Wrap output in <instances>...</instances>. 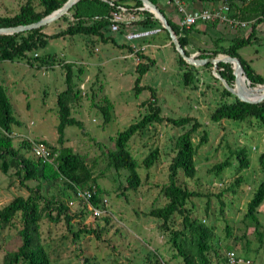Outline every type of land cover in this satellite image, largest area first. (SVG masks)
Listing matches in <instances>:
<instances>
[{
    "label": "rangeland",
    "instance_id": "obj_1",
    "mask_svg": "<svg viewBox=\"0 0 264 264\" xmlns=\"http://www.w3.org/2000/svg\"><path fill=\"white\" fill-rule=\"evenodd\" d=\"M25 1L0 0V15H12ZM166 1L157 0V6L162 10L175 11ZM190 1L181 0L185 4ZM36 3L33 1L34 5ZM89 5V2H80L79 11L90 12L92 8ZM200 5L208 4L201 1ZM175 14L178 16L176 11ZM60 24L57 21L42 26L43 31L50 34ZM214 25L228 30L234 38L247 35L250 29H230L217 22ZM199 29L205 33L192 31L189 38V42L194 40V49L211 50L218 45L229 44L223 41L218 44L215 39L221 37L220 34L206 23L200 24ZM111 34L118 36L117 32ZM165 38V32H161L149 40L151 44L159 46L150 47L145 44L142 53L152 59L153 63L140 78L138 86L141 88L137 91L133 89L136 79L134 59L125 56L127 53L124 48L115 47L109 42L92 41L93 38L88 36L49 38L43 48L34 52L37 56L54 55L52 66L39 67L33 60L29 65L23 59L0 61V85L8 97L12 116L16 121L11 125L14 147H18L22 140L28 144L29 141L42 140L54 148L56 153L64 152L65 148L78 154L91 166L99 189L98 197L106 200L102 215L98 218H91L86 212L79 215L80 204H68L67 212L74 215L69 226H66L62 216L56 222L41 217L35 240L46 251L49 264H182L181 258L168 242L169 231H161L159 222L149 217L147 212L165 202L161 187L167 182V164L172 155V143L188 126L175 128L163 120L161 123L148 125L131 137L127 148L136 163L140 164L153 148L159 152L156 162L148 170L137 167L136 172L141 182L136 190L124 189L126 172L116 173L106 165L104 157L107 151L113 149L115 134L137 121L151 98L163 118L191 117L199 123L192 135L194 144H197L202 133L206 135V142L195 152L194 177L190 180L184 178L183 181L179 175L177 183L198 194L186 207L191 211V217L211 229L209 264H217L218 259L213 256V252L221 257L227 248L249 260L251 264H264V198L255 212L260 241L253 233L252 224L242 220L246 202L264 179V171L257 164L258 156L264 151L262 129L254 119L211 122L209 114L215 104L227 100L220 94L222 85L212 78L211 67L204 68L205 65H200L193 66L196 71L193 73L192 85L185 87L177 67L176 55L169 46V40ZM115 42L122 44L126 41L124 38H116ZM237 53L264 79L262 22L255 27L254 38L250 43L238 49ZM199 54L200 52L195 53V57ZM63 64L71 69L69 85L72 90L82 87L77 98L68 99L70 114L81 127H65L60 146L56 142L55 99L66 86ZM149 89L153 91L151 98ZM106 105H109V117L104 122L98 107ZM236 149H244L248 160L247 168L239 170L237 174L236 161L232 158L230 165L220 173L211 171L214 164L222 161L229 151ZM20 152L31 157L30 149H21ZM11 172H0V208L16 196L25 198L29 192L27 187L32 188L36 184L35 181H30L22 185L15 176L9 175ZM236 176L240 177L241 182L233 193L228 192L226 188ZM65 191V186L60 182L40 184L42 196L45 193L57 196ZM39 205L42 206V203ZM49 214L50 217H55V212L51 211ZM170 226L171 229H179L180 217L174 219ZM21 228L20 219H16L0 229V264L6 252L14 251L20 245L17 232ZM82 228L92 232L79 234L75 239L71 232ZM187 239L189 236L186 233ZM183 249L192 252L191 246H184Z\"/></svg>",
    "mask_w": 264,
    "mask_h": 264
},
{
    "label": "trees",
    "instance_id": "obj_2",
    "mask_svg": "<svg viewBox=\"0 0 264 264\" xmlns=\"http://www.w3.org/2000/svg\"><path fill=\"white\" fill-rule=\"evenodd\" d=\"M33 1L37 3L34 5ZM66 0H26L19 6L18 10L12 15H0V28L15 27L19 25H27L37 22L39 19L47 16L52 11L58 9ZM86 1L91 3L88 7L92 9L90 12L82 13L79 11L78 5L80 2ZM154 4L165 17L161 8L157 6V0H148ZM202 1L206 3H221L225 2L229 8V16L241 21H252L247 35L244 37L233 38L227 46H218L216 49L203 50L198 48H189V39L186 34L188 29L180 30L176 24L166 19L168 25L176 36L184 53L189 56L194 52H200L198 59L210 58L218 54L228 55L237 58L246 78L251 87L261 85L264 79L253 71L249 63L240 58L238 49L248 45L252 38H254L255 27L264 19V0H191ZM124 8V18L119 23V31L129 30H148L159 28L160 33L165 32L152 14L145 10H140L142 7L138 0H112L110 3L102 0H78L72 5L66 14L62 15L54 22L60 21L56 31L46 34L43 31L44 27L32 29L25 32L15 33L11 35H0V61H12L15 59H23L29 65L32 60L39 67L52 66L55 59L54 55L44 54L37 56L34 51L43 48L49 38H65L76 35L88 36L93 38L92 41L111 42V32L108 30V24L111 14L116 11V7ZM101 8V9H100ZM216 22H210L214 25ZM123 29V30H122ZM166 34V40L168 36ZM169 46L174 51L171 44ZM193 46V45H192ZM121 47L125 48L129 53L132 48L129 44H123ZM191 50V52L189 51ZM176 55V63L178 70L181 72L180 77L185 87L192 85L194 79V71L196 68L186 64L174 51ZM29 54H32L29 57ZM135 56L138 62L134 65V72L136 79L134 80V90H139L138 82L142 75H144L153 60L145 56L142 52H136ZM60 62V61H59ZM58 62V63H59ZM61 64V62L59 63ZM211 67L206 64L204 68ZM65 88L56 95L55 105L57 114L56 125V142L62 145L63 129L67 126L81 127L80 123L75 120L70 114L69 98H77L79 88L72 90L70 87L71 69L68 65L63 64ZM80 71V69H78ZM217 74L224 80L228 86L233 84V76L231 64L218 63L216 66ZM215 81L217 79L212 77ZM150 97L153 91L149 89ZM222 97L227 100L220 101L211 110L209 120L213 123H218L221 120L231 121H247L254 119L257 125L261 127L264 135V100L259 103L250 104L237 100L222 86L220 90ZM152 99V98H151ZM147 101L145 112L141 117L127 125L122 131L115 134L113 137V149L104 154L106 165L113 169L116 173L125 171V186L124 189L136 190L140 185L141 179L136 172L137 167L148 170L156 162L159 152L156 148L151 149L148 154L141 160L140 164L131 156L127 143L135 134L143 131L148 125L152 123H161L163 120L175 128H184L178 134L172 143L171 153L167 164V182L161 187V193L165 202L156 208L148 210L147 215L159 222V229L161 231H169L170 237L168 242L175 249L176 254L181 258L182 264H209V252L211 247L209 244L211 237V229L200 224L195 218L191 217L189 209L186 207L189 202L198 197V194L192 192L177 183L180 175L185 179H192L195 175V152L196 149L206 142V135L202 133L198 139L197 144L192 141V135L199 127V123L191 117L171 118L160 116L158 107L151 101ZM102 114L104 122L108 121L109 105L98 107ZM16 121L12 116L11 106L8 97L5 94L3 87L0 85V172L7 174L12 171L11 176H15L20 184L24 182L35 181L36 184L28 189V195L23 198L21 196L14 197L6 205L0 208V229L8 226L13 220L20 219L22 228L17 232L20 238V245L14 251L6 252L2 257L1 264H49V259L44 248L35 240L38 230V221L42 216L50 221H58V217L62 219L66 226H69L73 214L67 212L68 202L71 201L73 189L92 191L91 203L97 206L100 202L98 197L99 189L96 186L95 179L92 175L91 166H89L83 158L78 154L72 153L69 150L63 149L64 152L56 153L54 148L49 147L44 141L39 140L55 153V157L51 164L41 162L39 159L24 156L20 150H29V144L22 140L18 147H14L11 134V125ZM60 149V151H61ZM236 161L235 171L238 174L239 170H243L248 166V160L244 149H236L229 151L228 155L219 163L214 164L211 171L215 174L230 165V160ZM257 164L261 171H264V151L258 156ZM44 182L48 185L62 183L65 186V193L57 196L45 193V196L40 194V184ZM241 182L240 177L236 178L226 188L228 192L233 193L234 188ZM264 198V179L258 184L252 197L246 202L245 212L242 216L243 221L252 224L253 233L257 240L260 241V233L258 231L259 224L255 217V212L259 204ZM42 203V206L39 205ZM221 206L219 211H221ZM191 208L193 206L191 205ZM55 212V217H50L49 212ZM85 214L82 209L79 210V215ZM180 217V228L171 229L172 221ZM84 232H92V230H85V228L78 229L76 232H71L74 238H78L79 234ZM186 233L189 239L186 240ZM184 246H191L192 252H187L183 249ZM227 250H231L227 248ZM218 261L217 264H225L223 254L218 256L213 252ZM157 262V261H156ZM161 264V263H160ZM165 264V263H162Z\"/></svg>",
    "mask_w": 264,
    "mask_h": 264
},
{
    "label": "built area",
    "instance_id": "obj_3",
    "mask_svg": "<svg viewBox=\"0 0 264 264\" xmlns=\"http://www.w3.org/2000/svg\"><path fill=\"white\" fill-rule=\"evenodd\" d=\"M111 1L112 0H105V2L108 3H110ZM166 4H171L174 7L176 13L178 14L179 18L177 26L180 30L188 29L196 24L210 22H217L219 24L226 25L230 29L245 30L246 28H250L249 26L253 22V20L241 21L236 18L230 17L229 8L227 3L225 2H221L214 7L191 11H186L181 0H167ZM139 9L142 10V8ZM123 18L124 8L117 6L116 11L111 14V18L108 24L109 32H118L119 23L123 20ZM262 23L264 24V19L262 20ZM159 33V28H153L148 30H129L125 32L123 38L132 48V51L129 53L128 57H132L137 63L138 58L135 56V53L142 52L146 45L140 43L138 44L136 42L143 38L154 36ZM59 57L62 58V55H59ZM80 89H82V87H80ZM29 148L30 154L34 158L39 159L41 162L51 164L55 157V153H52L48 147L38 141H29ZM92 194L93 193L90 190H81L74 187L71 201H69L68 204L71 205L72 202H76V204H80L81 209L85 211L91 218H98L102 215V208L106 205V200L103 198H99V204L97 206H94L90 201ZM223 257L225 264H251L249 260L236 254L232 250H226L223 254Z\"/></svg>",
    "mask_w": 264,
    "mask_h": 264
},
{
    "label": "water",
    "instance_id": "obj_4",
    "mask_svg": "<svg viewBox=\"0 0 264 264\" xmlns=\"http://www.w3.org/2000/svg\"><path fill=\"white\" fill-rule=\"evenodd\" d=\"M78 0H66L58 9L52 11L47 16L39 19L37 22L30 23L27 25H19L15 27H2L0 28V35H11L15 33L25 32L32 29H37L39 27L50 24L55 21L62 15L66 14L69 8L74 5ZM105 1V0H102ZM142 5V10L147 11L152 14L155 20L160 24V27L167 33L169 44L172 45L176 54L188 65L190 66H200V65H211L212 74L217 80L220 82L222 87L229 92L233 97L237 100L244 102L255 104L264 100V83L256 86H249V82L244 74L242 67L237 58L230 57L228 55H216L215 57L197 59L195 54L187 56L184 53V50L180 46L176 36L174 35L172 29L168 25L165 17L159 11V9L149 2L148 0H138ZM218 63L231 64L232 76H233V84L232 86H228L224 80L217 74L216 66ZM238 77L242 78L246 81L248 87H241L238 83ZM254 93H257V96L254 98H250Z\"/></svg>",
    "mask_w": 264,
    "mask_h": 264
},
{
    "label": "crops",
    "instance_id": "obj_5",
    "mask_svg": "<svg viewBox=\"0 0 264 264\" xmlns=\"http://www.w3.org/2000/svg\"><path fill=\"white\" fill-rule=\"evenodd\" d=\"M208 5L207 6H203V5H200V1H190V3H187V4H185V3H183V6H184V8L186 9V11H191V10H198V9H205V8H210V7H214V6H216V5H214L213 3H207ZM163 11V13H164V15H165V17L167 18V19H169L171 22H173L174 24H176L177 25V22H178V16L175 14V11L174 10H169V9H167V10H162ZM204 24V23H203ZM199 25L200 24H196V25H194L193 27H191L190 29H188V32H187V34H186V36H187V38L189 39L190 37H191V34H192V31H196V32H198V31H202V32H204L205 33V31H203L202 29H199ZM206 25H209L210 27H213L214 28V30L215 29H217L216 30V32L217 33H219L220 34V36L221 37H218L217 39H215V40H217L216 42H218V44H220V41L222 42H230V40H232L234 37H233V35L231 34V32H228V30H222L221 28H220V26H217V25H212V24H208V23H206ZM125 32H127V31H118L117 33V35L118 36H112V34H111V38H112V40L114 41V44H112L111 42H110V44L111 45H113V46H115V47H117V46H119V47H121L123 44H125V43H122V44H118V43H116L115 41H116V38H120V39H123V35H124V33ZM241 32V31H240ZM156 35H154V36H150V37H146V38H143V39H141V40H138L136 43H140V44H146V45H148V46H150V47H155V46H159V45H153V44H151V42H149V40L151 39V38H153V37H155ZM243 37L245 36V35H242ZM240 37V36H239ZM193 41L194 40H191V42L189 43V48H194L192 45H193ZM198 41V40H197ZM128 45V44H127ZM165 45H167V43H165ZM218 46H220V45H218ZM227 46V45H226ZM123 48V47H122ZM124 50H125V53H127L125 56L126 57H128V55H129V52L124 48ZM144 52V51H143ZM195 53H197V52H194L193 54H195ZM145 56H147L145 53H143ZM148 57V56H147ZM149 58V57H148ZM246 61V60H245Z\"/></svg>",
    "mask_w": 264,
    "mask_h": 264
},
{
    "label": "bare ground",
    "instance_id": "obj_6",
    "mask_svg": "<svg viewBox=\"0 0 264 264\" xmlns=\"http://www.w3.org/2000/svg\"><path fill=\"white\" fill-rule=\"evenodd\" d=\"M238 83L241 87H248L246 84V81H244L242 78L238 77ZM257 96V93H254L250 98H254Z\"/></svg>",
    "mask_w": 264,
    "mask_h": 264
}]
</instances>
